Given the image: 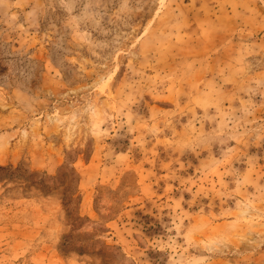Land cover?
<instances>
[{
  "label": "rangeland",
  "instance_id": "374dc122",
  "mask_svg": "<svg viewBox=\"0 0 264 264\" xmlns=\"http://www.w3.org/2000/svg\"><path fill=\"white\" fill-rule=\"evenodd\" d=\"M0 264H264V0H0Z\"/></svg>",
  "mask_w": 264,
  "mask_h": 264
}]
</instances>
